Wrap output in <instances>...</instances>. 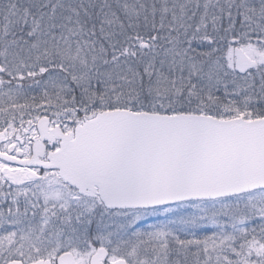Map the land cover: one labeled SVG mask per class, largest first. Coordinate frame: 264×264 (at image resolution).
<instances>
[{
    "label": "snow or ice",
    "instance_id": "6c2138e0",
    "mask_svg": "<svg viewBox=\"0 0 264 264\" xmlns=\"http://www.w3.org/2000/svg\"><path fill=\"white\" fill-rule=\"evenodd\" d=\"M0 264H264V0H0Z\"/></svg>",
    "mask_w": 264,
    "mask_h": 264
}]
</instances>
